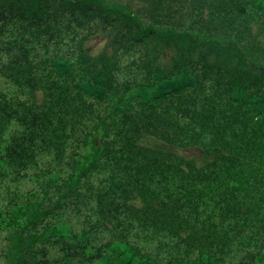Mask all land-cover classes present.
I'll list each match as a JSON object with an SVG mask.
<instances>
[{
  "label": "trees",
  "instance_id": "1",
  "mask_svg": "<svg viewBox=\"0 0 264 264\" xmlns=\"http://www.w3.org/2000/svg\"><path fill=\"white\" fill-rule=\"evenodd\" d=\"M0 81V264L264 262V0H0Z\"/></svg>",
  "mask_w": 264,
  "mask_h": 264
},
{
  "label": "rangeland",
  "instance_id": "2",
  "mask_svg": "<svg viewBox=\"0 0 264 264\" xmlns=\"http://www.w3.org/2000/svg\"><path fill=\"white\" fill-rule=\"evenodd\" d=\"M104 42H105V40H102L101 37H99V38L94 39V41H93V45H95L97 49H100V47L104 44ZM165 83H167V82H165ZM0 84L2 85L1 87H3V88H7V89H11V88H12L10 85L5 84L3 81H0ZM134 91H135V90H134ZM153 91H154V89H149V93H150V95H152V92H153ZM134 93H139V94H141V92H139V91H137V90H136ZM37 96H39V95H37ZM38 99L40 100L41 97L39 96ZM150 204H151L152 207H153L152 202H150ZM66 229H67V228H63L62 230H63V231H66ZM252 264H264V262H262V261H258V262H256V263L254 262V263H252Z\"/></svg>",
  "mask_w": 264,
  "mask_h": 264
}]
</instances>
